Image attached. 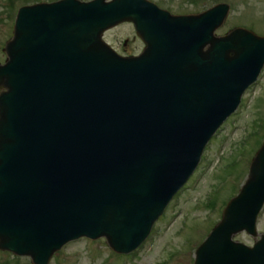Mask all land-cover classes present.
<instances>
[{"label":"water","instance_id":"water-1","mask_svg":"<svg viewBox=\"0 0 264 264\" xmlns=\"http://www.w3.org/2000/svg\"><path fill=\"white\" fill-rule=\"evenodd\" d=\"M226 11L176 18L143 0L19 11L0 65V250L48 264L81 237L139 247L264 66V38L214 37ZM125 21L146 43L139 58L102 41ZM263 206L264 145L195 264H264V235L233 241L258 236Z\"/></svg>","mask_w":264,"mask_h":264},{"label":"rangeland","instance_id":"rangeland-1","mask_svg":"<svg viewBox=\"0 0 264 264\" xmlns=\"http://www.w3.org/2000/svg\"><path fill=\"white\" fill-rule=\"evenodd\" d=\"M37 1L57 0H15L13 6H9V0H0V63L6 60L3 50L13 35L15 13L20 7ZM153 1L175 15L201 13L225 2L231 5V12L219 35L242 26L264 36V0H201L194 6L185 5L188 0ZM134 36L131 25H122L108 32L105 40L119 53L126 50L138 54L142 46L131 44ZM126 39L129 46L124 49ZM263 72L261 83L244 95L232 119L208 145L193 178L170 204L166 216L156 224L143 246L129 256H118L105 240L93 243L80 240L56 253L49 264H194L197 247L221 220L222 204L238 194L248 178L251 161L264 142ZM212 200L214 208H210ZM258 232L264 233V210L258 221ZM235 240L252 246L257 239L242 233ZM0 264L33 263L28 257L0 251Z\"/></svg>","mask_w":264,"mask_h":264},{"label":"flooded vegetation","instance_id":"flooded-vegetation-1","mask_svg":"<svg viewBox=\"0 0 264 264\" xmlns=\"http://www.w3.org/2000/svg\"><path fill=\"white\" fill-rule=\"evenodd\" d=\"M133 42H139L141 44V42L139 40H136V39H134ZM127 46H128V44L125 45V47H127ZM129 55L132 56V54H129Z\"/></svg>","mask_w":264,"mask_h":264}]
</instances>
